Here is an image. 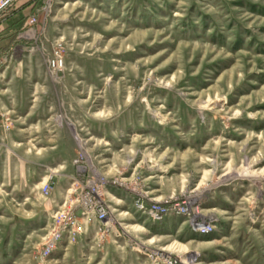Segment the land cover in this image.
I'll list each match as a JSON object with an SVG mask.
<instances>
[{
  "label": "rangeland",
  "instance_id": "obj_1",
  "mask_svg": "<svg viewBox=\"0 0 264 264\" xmlns=\"http://www.w3.org/2000/svg\"><path fill=\"white\" fill-rule=\"evenodd\" d=\"M32 1L0 17L14 15L8 37L22 24L0 46V118L10 125L0 128V264H153L155 249L197 260L175 241L148 242L141 227L165 218L149 219L134 197L188 202L196 221L167 217L190 231L215 225L206 186L264 179V0H40L31 10ZM31 15L38 23L24 34ZM62 171L69 190L100 178L124 188H100L99 243L91 219L43 257L62 203L43 212L40 186ZM155 179L158 199L147 193ZM251 240L264 252V231Z\"/></svg>",
  "mask_w": 264,
  "mask_h": 264
},
{
  "label": "crops",
  "instance_id": "obj_2",
  "mask_svg": "<svg viewBox=\"0 0 264 264\" xmlns=\"http://www.w3.org/2000/svg\"><path fill=\"white\" fill-rule=\"evenodd\" d=\"M2 24L3 23L0 24V32L4 29V27H1ZM7 25L5 23V27ZM12 28H14V26ZM9 29L6 28L1 33L0 46H2V44L6 45L13 37L14 39L20 37V33L8 37L10 33L6 32ZM1 51L0 47V52ZM70 178L71 175L69 171L67 173L62 171L51 178L52 186L50 193L48 197L43 200V212H46L50 217L56 208L59 207L65 199H68L70 190L67 180ZM146 178H153V175ZM46 180H49L48 176L43 178L42 182H46ZM242 181L244 182L247 180L242 179ZM147 184L150 189L147 193L150 197H156V199H158L163 196V194L159 192L156 179L154 181H149ZM263 185L264 179L258 181L257 177H253L252 184H247L246 189H244V183L241 185L239 183H228V185L222 183L215 188L214 183H211L210 187L206 186V192L208 194L205 198L204 212L207 215H211L215 220V225L213 224L214 229L208 235H201L194 232L192 228L189 231L187 227H185V220L176 224L174 222L175 217L171 216L166 217L160 223V227L157 230L151 231L150 229L141 227L142 232L146 233L148 242L154 241L156 244L160 245L166 242V240L172 241V243L175 241L176 244L186 248L188 253H196L199 258L193 261L198 264H264V252L258 255L255 251L256 248L251 243V239H257L258 235L260 237L262 231H264ZM35 187L38 186L36 185ZM147 217L152 221H160L151 218L152 216L149 217V215H147ZM210 251H212L211 254ZM210 256L212 260L209 259Z\"/></svg>",
  "mask_w": 264,
  "mask_h": 264
},
{
  "label": "built area",
  "instance_id": "obj_3",
  "mask_svg": "<svg viewBox=\"0 0 264 264\" xmlns=\"http://www.w3.org/2000/svg\"><path fill=\"white\" fill-rule=\"evenodd\" d=\"M20 1L21 0H0V17L5 16L4 14L8 11H13L17 3ZM37 23L38 19L36 15L29 16L24 23V34L32 32ZM50 65L55 70L60 69L62 65L61 57L59 55L53 57L50 61ZM0 128L5 131L9 130V122L6 119L3 120L0 118ZM105 186L123 187L121 183H117L116 181H106V179L100 178L95 181H86V183L70 189V205L69 207H66L67 201H64L62 203V207H60L59 210L52 215V229L43 245L41 256L47 257L50 249L56 248L62 238H66L67 241L71 243L75 242L79 235L85 232L84 224L91 219L97 221L101 226L95 233L97 243H99V238L100 241L104 238L107 234L105 221L107 219L108 212L104 202L99 198V193L101 192L100 188L102 189V187ZM50 190L51 187L48 181L41 184L40 194L43 198L48 197ZM74 194H76L75 197L71 198ZM141 197L143 196L140 191L137 196L134 197V205H138L144 209V211L153 214L157 220L161 221L166 218L168 212L179 211L182 213H188L190 215L191 223L192 221H196L194 216L195 213L190 209L188 202L175 200L173 202L166 201L165 204L157 202L146 204L141 200ZM205 220L207 227L208 219ZM146 252L150 253L153 264H189V260L182 261L176 257H170L161 249Z\"/></svg>",
  "mask_w": 264,
  "mask_h": 264
},
{
  "label": "bare ground",
  "instance_id": "obj_4",
  "mask_svg": "<svg viewBox=\"0 0 264 264\" xmlns=\"http://www.w3.org/2000/svg\"><path fill=\"white\" fill-rule=\"evenodd\" d=\"M136 209L138 211H140L141 213L143 214H146V215H149V216H152L154 217L153 214H150L146 211H144V209H142L140 206L138 205H135ZM170 214H174V215H188V213H182V212H179V211H172V212H168L167 215H170ZM156 218V217H155ZM193 231L194 232H197L201 235H208L209 233H211L214 229V226H213V222H208V225L206 227V223L204 222H200V223H195L193 224V227H192ZM174 247V246H173ZM53 249V248H52ZM50 249V251L52 250ZM49 253V252H48ZM189 264H198V263H195L193 260H189Z\"/></svg>",
  "mask_w": 264,
  "mask_h": 264
},
{
  "label": "trees",
  "instance_id": "obj_5",
  "mask_svg": "<svg viewBox=\"0 0 264 264\" xmlns=\"http://www.w3.org/2000/svg\"><path fill=\"white\" fill-rule=\"evenodd\" d=\"M39 2H40V0H33V1L31 2V4H32L31 10H34V9L36 8V6H38ZM29 5H30V4H29ZM29 5H28V6H29ZM18 11L20 12V11H22V10H17L16 13H18ZM13 14H14V13H13ZM12 16H13V15H7L6 17H3L2 20H0V24H1V23H3V24L6 23V25L8 24L6 27H4V29H6V28H11V27L14 26L13 23H11V24H10V23H7L8 20H10ZM19 26H20V27H19L18 29H16V30H17V31H16V34H17L18 30H22V29H21L22 24H20ZM23 26H24V25H23ZM4 29H3V30H4ZM3 30L0 32V38H1V33L3 32ZM16 34H15V35H16ZM15 35H14V36H15ZM13 38H14V37H13Z\"/></svg>",
  "mask_w": 264,
  "mask_h": 264
}]
</instances>
